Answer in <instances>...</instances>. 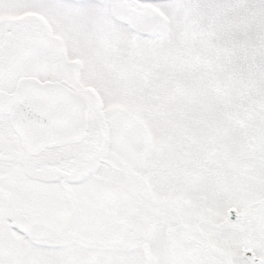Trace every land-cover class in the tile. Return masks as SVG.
I'll return each mask as SVG.
<instances>
[{
    "label": "snow or ice",
    "instance_id": "obj_1",
    "mask_svg": "<svg viewBox=\"0 0 264 264\" xmlns=\"http://www.w3.org/2000/svg\"><path fill=\"white\" fill-rule=\"evenodd\" d=\"M0 264H264V0H0Z\"/></svg>",
    "mask_w": 264,
    "mask_h": 264
}]
</instances>
